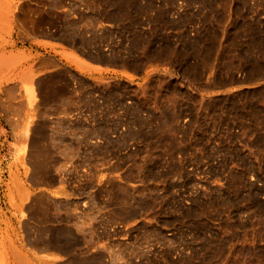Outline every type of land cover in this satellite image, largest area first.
Masks as SVG:
<instances>
[{
    "label": "rangeland",
    "instance_id": "374dc122",
    "mask_svg": "<svg viewBox=\"0 0 264 264\" xmlns=\"http://www.w3.org/2000/svg\"><path fill=\"white\" fill-rule=\"evenodd\" d=\"M159 1L102 29L116 9L0 0V106L26 101L33 130L23 161L0 153V264H264V0ZM61 36L98 60L118 44L132 69L146 50L157 71L7 93L11 50ZM60 182L73 198L47 193Z\"/></svg>",
    "mask_w": 264,
    "mask_h": 264
},
{
    "label": "crops",
    "instance_id": "0c3cea01",
    "mask_svg": "<svg viewBox=\"0 0 264 264\" xmlns=\"http://www.w3.org/2000/svg\"><path fill=\"white\" fill-rule=\"evenodd\" d=\"M69 3L77 4V7L81 9L94 7L106 12L116 9L117 20L115 22L102 21V29L118 28L120 25L127 24L130 20L135 19L142 22L144 26L145 23L151 20L157 7L161 5L159 0H154L153 2L137 0L139 8L147 10V12L138 13L129 4L128 0H69ZM186 9L187 6H184L183 2L178 1L170 12V15L174 18L179 17L185 13ZM145 26L143 28L147 29L149 25ZM87 35L85 34V36ZM68 39L71 40L72 38L69 37ZM62 40H64L62 36L60 39L43 37L37 41H28V43L12 49V53L22 57L24 61L20 69L13 73L12 79L7 80V82L11 83L4 86L7 93L10 91L16 94L19 90H22L21 94L23 98V90L25 88H33L35 93L38 94L44 81L49 76L60 73H65L70 77L71 81L68 83L67 88L76 92V90L81 88L79 80L90 82L101 79L135 85L136 81L131 80L128 76L141 79L157 71L155 69L157 65L156 60L148 55L145 52L146 50L135 54V56L142 59V68L132 69L127 64L119 61L121 54L124 56V53L120 46L115 48L118 44H110L109 41L102 43L100 45L102 58L98 60L82 54L80 51L81 47L67 45ZM107 40H109V37ZM111 41L120 42V33L113 34ZM171 56L172 49H170V58L165 60V64H172ZM115 57L117 61H115ZM58 103L64 105L68 104L69 101L68 99H63ZM74 103L77 104V101H74ZM27 107L26 101H21L20 108L16 110H9L0 106V153L13 152L14 154H21V161H23V154L29 152L30 139L33 135L32 121L29 119ZM84 136L87 135L84 134ZM47 193L58 198H73L68 188L62 182Z\"/></svg>",
    "mask_w": 264,
    "mask_h": 264
}]
</instances>
